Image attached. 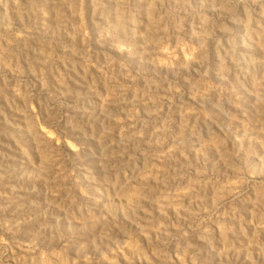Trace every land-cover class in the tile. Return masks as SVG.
<instances>
[{"label": "rangeland", "instance_id": "374dc122", "mask_svg": "<svg viewBox=\"0 0 264 264\" xmlns=\"http://www.w3.org/2000/svg\"><path fill=\"white\" fill-rule=\"evenodd\" d=\"M0 264H264V0H0Z\"/></svg>", "mask_w": 264, "mask_h": 264}]
</instances>
